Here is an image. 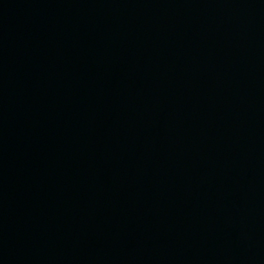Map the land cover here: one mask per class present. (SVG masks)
<instances>
[{"label": "water", "instance_id": "obj_1", "mask_svg": "<svg viewBox=\"0 0 264 264\" xmlns=\"http://www.w3.org/2000/svg\"><path fill=\"white\" fill-rule=\"evenodd\" d=\"M0 264H264V0H0Z\"/></svg>", "mask_w": 264, "mask_h": 264}]
</instances>
